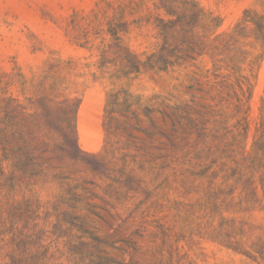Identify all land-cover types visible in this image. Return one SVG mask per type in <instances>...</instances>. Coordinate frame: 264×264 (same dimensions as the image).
Masks as SVG:
<instances>
[{
  "label": "rangeland",
  "instance_id": "1",
  "mask_svg": "<svg viewBox=\"0 0 264 264\" xmlns=\"http://www.w3.org/2000/svg\"><path fill=\"white\" fill-rule=\"evenodd\" d=\"M78 237L264 264V0H0V264Z\"/></svg>",
  "mask_w": 264,
  "mask_h": 264
},
{
  "label": "trees",
  "instance_id": "2",
  "mask_svg": "<svg viewBox=\"0 0 264 264\" xmlns=\"http://www.w3.org/2000/svg\"><path fill=\"white\" fill-rule=\"evenodd\" d=\"M30 159L28 158H16V161L12 164V167L15 169L16 172L25 173L29 170ZM73 220H76L75 218ZM65 223L69 224V229L77 227L71 222H67L64 220ZM81 237H78L79 243L78 246L71 245L68 252L66 253L67 263L68 264H112L113 262L106 258L99 255H94L93 252H86L83 251L82 248L86 247V243L80 241ZM92 241H96V239L91 238ZM49 261L48 251L47 249L39 252L36 251L35 253L28 254L25 257L19 258L15 264H46Z\"/></svg>",
  "mask_w": 264,
  "mask_h": 264
}]
</instances>
